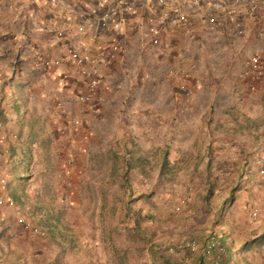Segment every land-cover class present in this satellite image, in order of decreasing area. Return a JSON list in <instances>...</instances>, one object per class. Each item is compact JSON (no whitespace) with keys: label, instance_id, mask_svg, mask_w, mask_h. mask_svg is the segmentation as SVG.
Here are the masks:
<instances>
[{"label":"rangeland","instance_id":"obj_1","mask_svg":"<svg viewBox=\"0 0 264 264\" xmlns=\"http://www.w3.org/2000/svg\"><path fill=\"white\" fill-rule=\"evenodd\" d=\"M40 1L17 10L21 23L17 18L8 28L11 3L0 0V26H7L0 29V174L8 176L4 194L14 202V208H0L1 264H215V257L186 247L202 245L211 232L223 235V264H239L231 260L241 249L238 239L260 233L264 242V88L252 93L237 77L245 58L264 51L262 8L251 21L241 16L244 36L226 23L210 32L202 22L197 31L192 21L171 32V47L164 51L147 41L141 25V35L132 37L129 24L126 54L104 68L97 103L109 94L119 107L118 115L109 110L105 117L77 103L82 85L72 69L41 64L79 40L74 27L57 35L61 12H75L85 28L99 10L69 4L56 15L50 0L38 7ZM171 1L197 9L200 0ZM112 38L115 29L97 31L96 50ZM170 69L177 75L190 70L200 83H191L184 96ZM137 102L154 113L153 122L139 125L123 108ZM169 102L192 104L172 135L163 118ZM217 128L235 137L221 136L223 150L214 156L210 134ZM233 144L240 150L235 162L246 169L230 177L219 170L227 167ZM18 218L43 235L25 229ZM259 248L252 246L248 263Z\"/></svg>","mask_w":264,"mask_h":264},{"label":"built area","instance_id":"obj_2","mask_svg":"<svg viewBox=\"0 0 264 264\" xmlns=\"http://www.w3.org/2000/svg\"><path fill=\"white\" fill-rule=\"evenodd\" d=\"M52 9H56L54 13L60 15L58 9H63L66 5L75 4L81 5L84 8L90 9L91 6L98 15H94L95 19L83 25L77 21L75 12L71 14L69 11L61 12L62 26L57 23V35L62 36V32H68V27H74L75 33L79 40H74L71 49L61 56L45 57L41 64L46 69H60L69 67L76 73L80 79L82 89L76 95L78 104L90 109L98 110L99 106L97 99L102 87L105 73L104 68L111 67L118 62L127 50V44L124 40L128 23L133 16H138L139 9H146L139 16L141 28L144 29L147 41L160 51L168 50L171 47V32L182 30L189 24V15L184 10V5L170 3L171 0H50ZM211 2L209 9L213 13L207 14L203 18L205 28L214 32L220 29L224 23L230 25L235 30L238 36H244V28L241 23V15L238 12L242 0H231L225 4L223 0H209ZM187 3V2H186ZM251 3L252 11L258 7L262 8L264 20V0H248ZM101 9V10H100ZM66 13V14H64ZM88 18L90 13L82 11L80 16ZM59 19L57 16H55ZM77 22V24H76ZM91 28V32L85 33V29ZM115 29V38H112L111 43H107L99 52L96 50L97 31ZM99 37V34H98ZM110 42V41H109ZM98 53V54H97ZM170 76L177 75L174 70L170 69ZM177 89L184 95L190 94V84H195L198 80L190 70H182L178 73ZM238 79L246 84L247 89L255 93L264 88V51L254 52L242 61L241 69L237 75ZM71 78L70 73L64 71L62 79L68 81ZM64 112V110L62 109ZM71 124L76 126L79 121L74 119ZM4 155L0 152V158ZM264 170H260L263 174ZM8 176L0 174V208H14L13 200L4 194L8 185ZM179 210V208H177ZM256 210L251 211V216L255 217ZM18 222L27 229L37 235H43V232L38 227L30 225L24 219L18 218ZM190 252L197 251V244L192 242L186 244ZM202 254L207 258L215 257V264H221L222 256L225 254V248L221 245L217 236L212 235L203 247ZM1 264V262H0Z\"/></svg>","mask_w":264,"mask_h":264},{"label":"crops","instance_id":"obj_3","mask_svg":"<svg viewBox=\"0 0 264 264\" xmlns=\"http://www.w3.org/2000/svg\"><path fill=\"white\" fill-rule=\"evenodd\" d=\"M35 0H9V3H11V10L7 11L6 14H7V18H6V21H7V24H8V28H10L11 26L14 25V23H16L15 19L18 20L19 23H21V19L18 15H16V11L17 12H20L19 9H24L26 8V6L30 7V9H33L31 7H34V2ZM208 0H200L198 4L194 5V7H196L197 9H189L190 7V3H186L187 4V8L188 9H184L188 15H189V18H190V22H194L195 25H197L198 28H195V30L199 31V25H202L204 22H203V18H205V16H207V14H211L213 13V10L212 9H209L208 7H206L205 5L208 4L207 2ZM225 2V4H228L230 3L231 0H223ZM5 2V1H4ZM3 2V4H4ZM45 0H41L40 2H37L38 4V7L41 6L42 3H44ZM17 7V8H16ZM146 9H139V14L138 16L141 15V12L144 11ZM238 12L240 13L241 16H245V15H248V18L250 21L253 20L250 18L251 15H254V14H258L255 13L254 11H252V6H251V3H248V0H242V8L239 9L238 8ZM262 15H263V11L261 12ZM2 16V13L0 11V17ZM1 22L0 21V25H1ZM203 22V23H202ZM249 22V21H248ZM132 25V30H131V33L130 35H132V37H138V35H141V31L138 29V26L137 25H140V20L135 18V19H131L128 23V25ZM193 25V26H195ZM5 29L7 28L6 26V23H4V25H2V27L0 26V29ZM141 29V28H140ZM6 64V63H4ZM3 79V75H2V72L0 71V79ZM198 82H196L194 85L195 87L197 86V84L200 83V80L199 78H197ZM193 85V83H192ZM109 94H106V100L101 102L102 104L101 105H98L99 106V109L98 110H101L102 112V115L105 116V117H109L110 115H112V112L109 113L108 111L111 110H117L115 113H117L118 115V111H119V107H115L116 105H113L111 100L110 99H107V96ZM192 104H188V103H184V102H169V105L167 107V113L164 115V123L165 125L168 127V132L172 135V130L174 127L178 126L179 125V120H183V117L185 116V114L187 113L186 111L190 108ZM128 106H130V104H125L123 106L124 109H127L129 112H131V115H132V118L135 119V122L138 123L139 125L143 124V122H147L148 121H152L154 120V113H152L149 109L148 111H143V110H146V106L144 105V103H135L134 105H131V108H129ZM147 108H151L149 105H147ZM117 119H121L119 116H116ZM203 117L204 115L201 117V120L200 122L203 120ZM220 124H221V121H219ZM215 123H213L212 125H215ZM224 126L225 124H228V123H223ZM134 125V124H133ZM138 126V125H137ZM218 126V125H217ZM238 126V125H237ZM139 129H142L141 126L138 127ZM213 129V128H212ZM222 130V129H221ZM220 128H217L215 131H212L210 136H212L213 138L211 139L213 141V155L216 156V153L220 152L223 150V146L222 144L224 143L223 142V137L222 139L220 138L221 136H228L229 139L235 137V132H233L231 130V133H221L220 131ZM247 132H250V130H247ZM245 133V130L244 132ZM203 136H209V134H203ZM235 141V140H234ZM232 149V152H233V155L229 157V163H227V167L224 168L223 170H219L220 172H225L226 175H229L230 177H235V175H237L238 173H242L246 167H243V165H239L238 162H235L237 160H239L240 156H239V147L238 145L236 144H233V147H231ZM237 152V153H235ZM230 160H232L233 162H231ZM231 162V163H230ZM216 170V168H214ZM217 169H220L219 167H217ZM219 172L216 171L214 172V174H218ZM262 234V233H261ZM233 236V235H232ZM261 235L260 233L257 234V235H254L252 237H250L251 239H254V238H259ZM247 235H243V238L241 241L242 244L247 241ZM237 237H233V240L236 241ZM244 239V240H243ZM239 241V239H238ZM256 243H254L253 245H255ZM258 244V243H257ZM264 244V242H263ZM261 243L260 248L255 250L254 249V254H257L256 252H258L257 256L258 258L256 260H254V262L252 264H264V245ZM252 252V250H246L245 248H242L240 249L239 252H235L233 254V260H237L236 262H238L239 264H250L248 263V259H247V256L248 254H250ZM242 256V259L238 260L239 257Z\"/></svg>","mask_w":264,"mask_h":264},{"label":"trees","instance_id":"obj_4","mask_svg":"<svg viewBox=\"0 0 264 264\" xmlns=\"http://www.w3.org/2000/svg\"><path fill=\"white\" fill-rule=\"evenodd\" d=\"M3 87H1V92H2V95H3V98H5L6 97V95L8 94V90H9V88H8V86L5 84V82L3 83V85H2ZM19 110V107H15V111H18ZM212 235H214V236H217L218 237V239H219V241H220V243H221V245L225 248V254H227V248L225 247V245H224V239H223V235L222 234H219V233H217V232H211L210 233V235L207 237V239H206V241L212 236ZM262 236H264V235H262ZM260 238V237H259ZM258 237L257 238H254V239H251V238H247V241H245L243 244H242V242L243 241H241L242 239H239V249L242 247V248H245L246 250H251L252 249V246H253V244L254 243H258V245H261V243L263 242V241H261V239H259ZM263 238V237H262ZM244 240V239H243ZM206 241L202 244V245H197V247H198V249H197V253H201V256H204L203 254H202V250H203V247L205 246V244H206ZM263 244V243H262ZM235 252H239V250L237 249V250H235ZM225 254L222 256V259H221V264H223L224 262H223V258L225 257ZM234 254V253H233ZM205 257V256H204ZM240 259H242V256L241 257H239L238 258V260H240ZM231 260H233V256H232V259ZM229 264H231V263H229Z\"/></svg>","mask_w":264,"mask_h":264}]
</instances>
